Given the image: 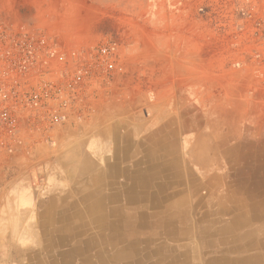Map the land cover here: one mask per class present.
Wrapping results in <instances>:
<instances>
[{"label": "crops", "instance_id": "crops-1", "mask_svg": "<svg viewBox=\"0 0 264 264\" xmlns=\"http://www.w3.org/2000/svg\"><path fill=\"white\" fill-rule=\"evenodd\" d=\"M96 5L90 0H0V17L48 26L63 42L80 41L100 32L103 16ZM150 63L162 68L159 60ZM177 82L176 95L166 84L148 104L138 94L126 106L106 111L92 129L69 132L59 157L47 165L45 183L12 185L0 198V264L236 262L239 239L214 237L213 245L204 246L201 215L212 210L207 207L210 192L248 205L228 204L211 221L228 226L244 210L254 236H264V188H256L259 181L241 171L224 179L229 145L222 141V120L208 123L212 110L192 108L190 82L181 77ZM144 104L149 108L144 110ZM208 163L213 179L207 177ZM251 208L258 217H252ZM177 211L183 214L180 220ZM62 235L69 237L66 243ZM259 238L252 258L264 263Z\"/></svg>", "mask_w": 264, "mask_h": 264}, {"label": "rangeland", "instance_id": "rangeland-1", "mask_svg": "<svg viewBox=\"0 0 264 264\" xmlns=\"http://www.w3.org/2000/svg\"><path fill=\"white\" fill-rule=\"evenodd\" d=\"M90 1L102 10L100 32L82 40L107 36L119 48L125 73L115 76L107 90L92 100L82 118L59 128L49 141L0 155V198L23 180L36 186L45 183L47 165L54 164L71 132L92 129L106 111L126 106L138 94L148 104L155 90L166 84L176 95L179 77L190 82L191 107L212 110L208 123L222 120V141L229 145L223 155L224 179L230 181L241 171L263 189L264 43L258 41L255 27L264 22V0ZM156 60L162 63L159 70L150 63ZM204 167L208 179H213L212 164ZM208 196L207 207L217 217L228 204L248 206L230 196L215 197L212 192ZM251 211H255L252 217H258L255 209ZM205 213L202 224L208 221Z\"/></svg>", "mask_w": 264, "mask_h": 264}, {"label": "built area", "instance_id": "built-area-1", "mask_svg": "<svg viewBox=\"0 0 264 264\" xmlns=\"http://www.w3.org/2000/svg\"><path fill=\"white\" fill-rule=\"evenodd\" d=\"M255 29L264 43V22ZM125 70L107 36L63 42L48 26L0 17V155L49 141Z\"/></svg>", "mask_w": 264, "mask_h": 264}, {"label": "bare ground", "instance_id": "bare-ground-1", "mask_svg": "<svg viewBox=\"0 0 264 264\" xmlns=\"http://www.w3.org/2000/svg\"><path fill=\"white\" fill-rule=\"evenodd\" d=\"M166 168V167H165ZM170 170V169H169ZM167 172V170H165ZM99 172V171H98ZM95 175V174H94ZM176 175V174H175ZM96 176V175H95ZM141 178V177H140ZM97 180V179H96ZM99 180V179H98ZM104 185V184H103ZM111 185V184H110ZM115 186V185H114ZM105 187V186H104ZM103 188V187H102ZM101 188V189H102ZM118 188V186H117ZM149 188V187H147ZM135 191V190H134ZM180 191V190H179ZM184 193V192H183ZM97 200V198L95 199ZM190 200V199H189ZM93 201V200H91ZM79 202V201H78ZM182 202V200L180 201V203ZM89 203V202H88ZM191 203V202H190ZM139 204V203H138ZM191 205V204H190ZM197 205V204H196ZM88 206V205H86ZM85 206V207H86ZM100 206V205H99ZM198 206V205H197ZM179 208V207H178ZM189 208V207H188ZM197 208V207H196ZM144 209V208H143ZM157 209V208H156ZM187 209V208H186ZM104 210V209H103ZM244 210H240L239 211V215L234 218V220H232V223L229 224L227 226V224H224L223 222L219 221V220H216V221H211L209 220V216H216L214 212L216 211H212V210H208L205 214V217H207V220L205 223L202 224V227L204 229V233L206 234V240L204 242H207L205 243V247H208V246H211L213 245V241L211 242L210 240H214L213 238L214 237H218L219 239H223V240H230V239H239V249H237L236 251H240L239 253V258L236 262H231L229 260H223L224 262H222L223 264H226L227 262L229 264H264V263H261L260 261V258L258 257H254L252 258V256L255 254V251L253 249L254 247V242H256V238L260 237L259 239H262L261 241L259 242H264V236H263V232H259V235L260 236H254V232L253 231V228L250 227V225L247 224V221L248 219L245 217V213L243 212ZM85 212V211H84ZM158 212V211H157ZM185 212V211H184ZM108 213V212H107ZM178 214H176V219H181L182 218V213L178 212ZM86 214V213H85ZM191 214V213H190ZM95 215H98V214H95ZM102 215V214H101ZM70 218V217H69ZM98 220H101V219H98ZM91 223V221H90ZM204 224L206 225L204 227ZM253 225V224H252ZM166 229V228H165ZM164 229V230H165ZM259 230H262V229H259ZM75 231V230H72V232ZM199 232V230H198ZM68 233H71V232H68ZM164 233V232H163ZM182 234V233H181ZM31 235H34V234H31ZM97 235V234H96ZM183 235V234H182ZM185 235V234H184ZM201 235V234H200ZM199 235V236H200ZM71 236H78V235H71ZM167 236V235H166ZM178 236V235H177ZM186 236V235H185ZM198 236V235H197ZM35 237V236H34ZM187 237V236H186ZM69 237H65L64 235H62V238H61V242L62 243H66L67 240H68ZM201 238V237H200ZM33 239V238H32ZM98 239H100L98 237ZM183 239V238H182ZM258 239V240H259ZM257 240V241H258ZM231 241V240H230ZM203 242V241H202ZM37 243V242H36ZM201 243V242H200ZM264 245V244H263ZM78 246V245H77ZM101 246V245H100ZM165 246V245H164ZM168 246V245H167ZM133 247V246H132ZM203 247V246H202ZM218 247V246H217ZM40 248V247H39ZM106 248V247H105ZM116 248V247H115ZM100 249V248H99ZM113 249V247H112ZM127 249V248H126ZM193 249V248H192ZM200 249V247H199ZM104 250V248H103ZM120 250V249H119ZM195 250V249H194ZM193 250V251H194ZM80 251V250H78ZM100 252H103L101 250H99ZM167 252V251H166ZM191 254V253H190ZM200 254V253H199ZM78 255V254H77ZM182 255V253H181ZM188 257V256H186ZM192 258V257H191ZM43 260V259H42ZM260 260V261H259ZM102 262V261H101ZM44 263V262H43ZM84 263V262H83ZM106 263V262H105ZM177 261L174 262V264H176ZM184 263V262H183ZM213 264H215V261L214 262H211ZM37 264H40L38 261H37ZM91 264V263H90ZM102 264V263H101ZM173 264V263H172ZM219 264V263H217Z\"/></svg>", "mask_w": 264, "mask_h": 264}]
</instances>
